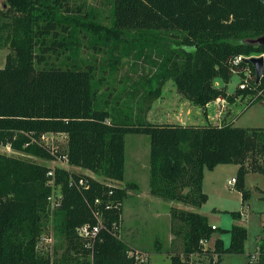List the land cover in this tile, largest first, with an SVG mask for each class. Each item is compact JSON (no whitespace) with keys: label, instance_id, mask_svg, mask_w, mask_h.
<instances>
[{"label":"trees","instance_id":"trees-1","mask_svg":"<svg viewBox=\"0 0 264 264\" xmlns=\"http://www.w3.org/2000/svg\"><path fill=\"white\" fill-rule=\"evenodd\" d=\"M1 3L0 48H8L9 53L0 68V146L49 158L52 153L38 140L44 133H66L70 164L125 180L126 135L149 134L151 194L200 207L208 198L203 190L205 170L234 163L240 165L238 189L244 200L250 197L246 175H264V127L132 121L120 110L97 107L92 66L61 67L45 60L50 49L69 48L65 34L70 38L77 29L86 28L99 39L118 40L125 31L134 30L139 45L152 42L164 56L160 72L146 83L149 102L160 96L166 80L173 79L182 96L201 108L219 97L233 103L239 95L252 93L251 106L264 101V75L251 87L239 84L234 93L226 85L233 75L231 58L264 53V44L249 41L264 35L262 0H113L112 28L69 15L64 0ZM175 31L184 32L182 40L167 43L164 32ZM37 62L45 65L37 68ZM243 64L255 70L253 63ZM49 170L0 153V264H153L130 254L133 249L120 237L121 208L105 209L107 199L122 201L127 190L60 167L56 181L62 184L63 198L56 209L64 213L67 248L54 260L39 250L51 195ZM81 178L88 188L79 187ZM127 186L139 188L137 183ZM98 197L105 200L100 208L105 210L106 225L88 245L89 239L81 237L77 228L98 223L92 208ZM240 215L233 212L234 217ZM171 222L174 234L183 239L182 250L170 252L172 264H190L181 255L201 250V241L219 229L213 228L207 215L178 207H171ZM228 231V246L223 238L216 239L213 264H220L225 254L246 252L248 228L234 224ZM260 247L259 264H264V243Z\"/></svg>","mask_w":264,"mask_h":264},{"label":"rangeland","instance_id":"rangeland-1","mask_svg":"<svg viewBox=\"0 0 264 264\" xmlns=\"http://www.w3.org/2000/svg\"><path fill=\"white\" fill-rule=\"evenodd\" d=\"M64 1L66 7L69 8V15L92 18L109 28L114 25L113 0ZM0 7L3 8L4 3H1ZM136 33L134 30L125 31L120 36V40L112 36L108 38L103 36L99 39L86 28L77 29L70 38H68V34H65L69 48H60L58 51L50 49L46 53L45 62L61 67L69 66L81 69L92 66L95 89L98 92L97 107H108L114 112L120 110L132 121L138 122L146 119L152 123H179V119L183 118L184 121L193 119V121L203 122V124L207 122L223 124L235 118L237 126L264 127V101L249 106L253 98L252 93L246 96L239 95L233 103L226 99H218L217 103L212 101L213 104L209 107L206 106L198 110V108H193L192 102L184 103L186 98L178 91L174 80L168 79L160 96L149 102L146 83L148 78L160 72L164 56L152 42L139 45L136 41ZM183 35L184 32L179 31L164 32L167 43L181 41ZM263 36L252 38L249 41L260 43ZM49 41L52 44L54 38L50 36ZM8 53V48H0V68L5 66ZM179 60H182V56L179 57ZM44 65L45 63L37 62L36 67L42 68ZM240 81L241 76L233 73L231 80L226 85L229 93L236 91ZM217 83L219 86L224 84L221 79H218ZM191 110L192 112L188 114L187 111ZM209 112H214V116L217 117L213 122L208 121ZM48 135L49 140L44 141L47 145L45 147L49 150L53 148L58 150H56L57 160L54 156L40 157L24 150L13 149L10 146H0V153L47 167H53L58 163L61 165L65 162L64 155L68 152V135L61 132H51ZM150 150L151 137L149 134L129 133L126 135L125 180L110 178L101 171L73 164L68 165V170L91 176L111 187L129 189L130 192L127 191V196L120 201V237L146 261L154 264H172L171 257L166 255L167 249L176 251L178 246L183 245V239L180 236L177 237L172 230V206L170 203L180 204L187 208L192 207L179 201L170 202L150 195V191H148L150 188ZM147 165H149V171L146 169ZM239 168L238 164L223 163L214 172H210L206 183L208 198L196 210L212 217L219 226L214 234H220L224 240H227L226 242L230 240L231 233L228 230L234 222L243 221L247 224L248 244L252 255L257 251L255 246L259 236H264V197H261L259 192L261 189L264 190V175L260 172L246 175L245 187L250 191V197L244 200L238 189V185L242 181ZM233 177L238 182H234L231 187L228 180ZM137 181L140 182L139 188H143L141 190L144 191L143 196L140 197H137V191L133 187L127 186V183H136ZM62 190V184L57 181L54 186H51L53 200L47 206L43 238L39 243V250L49 254L53 260L61 256L67 248L63 227L64 213L53 206L58 203L63 193ZM100 198L105 202L102 197ZM107 202L110 200L107 199ZM244 208L248 209L250 213L248 222L233 216V212L242 211ZM104 211L101 208L100 218L106 222ZM201 246V250H196L188 256L181 255V258L188 259L190 264H213L212 261L216 258L212 259L214 243L208 239L207 242L201 243ZM181 250L182 247L177 248V251ZM73 254L76 255V253ZM221 264H247V258L240 254H228Z\"/></svg>","mask_w":264,"mask_h":264},{"label":"built area","instance_id":"built-area-1","mask_svg":"<svg viewBox=\"0 0 264 264\" xmlns=\"http://www.w3.org/2000/svg\"><path fill=\"white\" fill-rule=\"evenodd\" d=\"M252 56H263L264 57V53L257 54V55H249V56L241 54V55L234 56L233 58H231L232 71H233V73H237L238 75L241 76L240 87L244 88V89L248 88V87H251L253 85L255 79L257 78L256 68L254 70L253 67H251L250 65L243 64V62H245V58L252 57ZM263 75H264V72H263ZM219 98H221V97H219ZM221 99H224V98H221ZM48 134L49 133H44L41 136L40 140H38L40 144H42L44 146H47L44 141H47V139L49 138ZM56 150H57L56 148H53L52 150L50 149V151H51V153H52V155L54 156L55 159L58 157L57 153H56L58 150L57 151ZM64 158H65V162H63L61 165L58 163V165H54L53 167H50V170L48 171V174L51 177V179L48 181V185H50V186H54L55 185V183H56V168L57 167H60V168L65 169V170H68V165H70L68 155L65 154ZM71 181H72V183H76L72 179H71ZM234 182H236V178H232L229 181V184L234 185ZM78 185H79V187L81 185L84 186L85 188L89 187L88 182H86L84 178L80 179V181L78 182ZM111 192H113V191H111ZM62 198H63V193H62L60 199L58 200V203L57 204H53V206H55L54 207L55 209L61 205ZM51 200H53V196L52 195L49 196L50 203H51ZM102 204H103V201L101 200L100 197H98V198H96L95 204L92 207L93 208V212H94V214L96 215V217L98 219V223L96 225H91L90 223H85V224H83V225H81V226H79L77 228V232H78V234L81 237H83L85 239H89L88 245H91V239H94L98 235V233L100 232V229L106 225V222L104 221V219L102 220L100 218V214H101L100 206ZM120 205H121L120 201L113 202V203H112V201H110V202L107 203V205L105 207H106V209H111L113 207L119 208ZM213 228H216V226L213 225ZM201 242L202 243L207 242V239H203ZM130 254L135 255L138 260L146 261L142 257V255H140L139 253H137L135 251H131ZM260 254H261V247L259 246L257 248L256 253L252 254L251 257H250V260H251V262L253 264H259Z\"/></svg>","mask_w":264,"mask_h":264},{"label":"crops","instance_id":"crops-1","mask_svg":"<svg viewBox=\"0 0 264 264\" xmlns=\"http://www.w3.org/2000/svg\"><path fill=\"white\" fill-rule=\"evenodd\" d=\"M221 98H219V100H220ZM186 102H189V103H191V101H189V100H184V103H186ZM214 103H217L218 102V99L217 100H215V101H213ZM213 102H211V103H209L208 105H207V107H209L211 104H213ZM225 107V106H224ZM193 108L194 109H197L198 108V110H201L202 108L201 107H199V106H196V105H193ZM226 108V107H225ZM205 111H206V109H204ZM228 110V109H227ZM190 112H192V110L191 111H187V113L189 114ZM223 112V111H222ZM201 114V113H200ZM206 114V113H205ZM208 116V118H209V120L208 121H210V122H213V120H216V116H214V112H209V114L207 115ZM206 116V117H207ZM177 118H179V117H177ZM188 118V117H187ZM189 119V118H188ZM176 120H178V119H176ZM179 123H182V124H203V122L202 123H198V122H195V121H193V119L192 120H188V121H184L183 120V118H180L179 119ZM228 122H233L234 124H235V118H232L231 120H229ZM214 123V122H213ZM221 123V122H220ZM220 123H214V124H220ZM7 147H9V146H7ZM220 165H222V164H219V165H217L213 170H209V169H206L205 170V178H204V183H203V189H204V191H205V193H207V191H208V189L206 188V183H207V179H208V177H210V172H214ZM239 165V164H238ZM239 167H240V165H239ZM146 169H148V171H149V165H147V167H146ZM148 173V172H147ZM249 173H252V172H249ZM248 175V174H247ZM234 178V177H233ZM231 179H229L228 180V183H229V181H230ZM137 184H140V182L139 181H137L136 182ZM230 186L232 187L233 185H231L230 184ZM128 189V188H127ZM141 189H143V188H138L137 190L135 189V191H137L136 192V195H137V197H140V196H143V194H144V191L143 190H141ZM128 192H130V190L128 189L127 190ZM139 191V192H138ZM148 191H150V188H148ZM259 192L261 193V197H264V190L263 189H261V190H259ZM132 193V192H131ZM240 193H241V195H242V197H243V194H242V192L240 191ZM150 195L152 196V197H156V198H159V199H161V200H164V199H162V198H160V197H157V196H155V195H153V194H151L150 193ZM170 201V200H169ZM168 201V202H169ZM170 202H172V201H170ZM180 203H183V202H180ZM184 205H187V206H190V207H192V208H187V207H185V206H181L180 204H176V203H170V206H175V207H178V208H182V209H187V210H192V211H196V212H199V211H197L196 210V208H198V207H195V206H192V205H189V204H185V203H183ZM241 212V215H240V218L241 219H244V220H246L245 222H248L247 220H248V215L250 214L249 213V211H248V209H245L244 208V210H242V211H240ZM199 213H202V212H199ZM202 214H204V215H207L208 216V218H209V222H210V224L211 225H216L217 226V228H219V226L213 221V219H212V217L209 215V214H207V213H202ZM234 224H239V225H243V226H245V227H247L248 228V226H247V224H245L243 221H236V222H234L233 224H232V226L234 225ZM219 237H221L220 236V234H213V236L210 238V242L211 243H214V246H215V242H216V239L217 238H219ZM222 238V237H221ZM225 241V244L228 246L229 244H230V242H231V236H230V240H229V242H226L227 240L225 239L224 240ZM248 239H247V241H246V244H245V246H246V252L245 253H242V254H240V255H243V256H245L246 258H247V264H249V262H250V257H249V255H251V253H252V250L249 248V244H248ZM262 243H264V236H259V238H258V242L256 243V246H255V248L257 247H259V246H261V244ZM181 246H178V248H180ZM159 251H160V249H159ZM170 252H171V249H167V254L166 255H168V256H170L171 257V255H170ZM172 252H174V251H172ZM155 254H159V253H155ZM183 255V254H182ZM226 255H228V254H225L224 256H223V259H224V257L226 256ZM223 259H222V261H223ZM222 261H221V263H222ZM220 263V264H221ZM154 264V263H153Z\"/></svg>","mask_w":264,"mask_h":264},{"label":"water","instance_id":"water-1","mask_svg":"<svg viewBox=\"0 0 264 264\" xmlns=\"http://www.w3.org/2000/svg\"><path fill=\"white\" fill-rule=\"evenodd\" d=\"M264 2V0H262ZM260 43L264 44V36L260 39ZM246 63H253L256 72H257V80H259L264 72V57L263 56H252L245 58Z\"/></svg>","mask_w":264,"mask_h":264}]
</instances>
